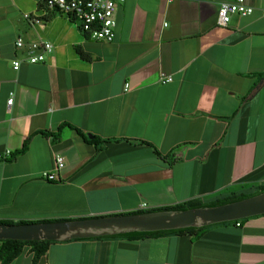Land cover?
<instances>
[{
  "label": "crops",
  "instance_id": "1",
  "mask_svg": "<svg viewBox=\"0 0 264 264\" xmlns=\"http://www.w3.org/2000/svg\"><path fill=\"white\" fill-rule=\"evenodd\" d=\"M221 1L126 0L105 42L40 0H0V153L10 152L0 158V219L124 214L264 186V83L249 97L264 77V0H245L253 11L226 26ZM17 36L52 50L15 70L25 57ZM58 129L55 140L39 133ZM31 261L24 246L9 264ZM37 264H264V215L213 224L195 239L55 241Z\"/></svg>",
  "mask_w": 264,
  "mask_h": 264
},
{
  "label": "water",
  "instance_id": "2",
  "mask_svg": "<svg viewBox=\"0 0 264 264\" xmlns=\"http://www.w3.org/2000/svg\"><path fill=\"white\" fill-rule=\"evenodd\" d=\"M264 83V77L249 97ZM91 137V136H89ZM264 214V191L219 205L184 210L89 216L38 223L0 224V240L68 241L108 236L129 231H159L209 226Z\"/></svg>",
  "mask_w": 264,
  "mask_h": 264
},
{
  "label": "built area",
  "instance_id": "3",
  "mask_svg": "<svg viewBox=\"0 0 264 264\" xmlns=\"http://www.w3.org/2000/svg\"><path fill=\"white\" fill-rule=\"evenodd\" d=\"M126 0H40L41 6L46 11L59 12L69 18L79 22V29L92 39L110 42L114 38L116 26L115 11L118 5ZM253 11V7L248 5L245 0H223L217 8V23L226 26L231 16L236 14L245 16ZM23 17L29 22H40V19L31 18L29 13H24ZM17 50L23 52L24 59H15L12 61L13 69H18L21 62L25 61L30 64L39 63L45 60L46 54L51 52L52 44L48 40L25 41L22 36H17L14 41ZM158 80L162 83L172 80L170 75L160 73ZM125 83V88L128 87ZM13 102L11 95L7 99V104ZM9 151L5 154L0 153V158L8 156ZM54 169L59 171L64 166V158L56 154L54 156ZM43 177L48 180L55 179V172H44ZM149 209L146 203L139 205V210ZM239 224V223H237Z\"/></svg>",
  "mask_w": 264,
  "mask_h": 264
},
{
  "label": "trees",
  "instance_id": "4",
  "mask_svg": "<svg viewBox=\"0 0 264 264\" xmlns=\"http://www.w3.org/2000/svg\"><path fill=\"white\" fill-rule=\"evenodd\" d=\"M41 5V4H40ZM77 52L82 56L85 57L79 48L76 47ZM63 125H67L66 123L62 124L60 127ZM76 130V128H73ZM59 129L56 132H52L49 130H42L39 131L42 135L45 136H50L52 137L53 140L58 138V132ZM79 133L80 131L77 130ZM96 137L93 136L92 140H94ZM29 139H25L21 148L14 151L10 157L15 158L18 154L23 153L28 145ZM103 142L109 141L108 139H103L101 140ZM145 144L150 145L149 143L145 141H141ZM154 153L163 159H166L165 155H162L156 148L153 147ZM261 191H264V186L259 187L257 190H254L252 192L248 193H239L235 194L232 193L228 196L222 197L220 199H216L213 201L209 202H203L198 199H191L188 201L180 202L174 205H168V206H162V207H155V208H150L146 210H135L127 213H141L144 211H157V210H184L188 208H195V207H205V206H213V205H219L231 201H236L239 199H243L246 197H249L253 194L259 193ZM264 215V214H262ZM79 218H84V217H79ZM73 218H42V219H36V220H8V219H0V224H13V223H38V222H51V221H58V220H69ZM247 218L239 219L236 221H230V222H223V223H217V224H224V223H241ZM211 226V225H209ZM209 226H201V227H187V228H180V229H172V230H159V231H148V232H141V231H129V232H124V233H119V234H113V235H108V236H98V237H93L95 239H101V238H110V237H124V238H129V239H138V238H146V237H158L162 236L165 234H188L192 236V239L198 238L199 236L203 235V232L209 227ZM88 239V238H87ZM72 241L75 240H85V239H71ZM55 241H49V240H13V239H3L0 240V264H9L15 257H17L23 250L24 246H29L30 251L32 252V261L31 264H37L39 259L46 253L49 245Z\"/></svg>",
  "mask_w": 264,
  "mask_h": 264
},
{
  "label": "rangeland",
  "instance_id": "5",
  "mask_svg": "<svg viewBox=\"0 0 264 264\" xmlns=\"http://www.w3.org/2000/svg\"><path fill=\"white\" fill-rule=\"evenodd\" d=\"M36 12H38V11H36Z\"/></svg>",
  "mask_w": 264,
  "mask_h": 264
}]
</instances>
